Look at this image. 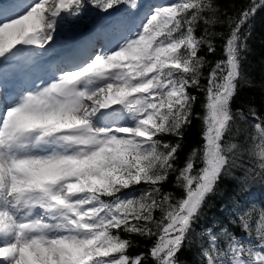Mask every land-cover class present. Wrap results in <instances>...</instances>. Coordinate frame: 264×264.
Instances as JSON below:
<instances>
[{"label":"snow or ice","instance_id":"obj_1","mask_svg":"<svg viewBox=\"0 0 264 264\" xmlns=\"http://www.w3.org/2000/svg\"><path fill=\"white\" fill-rule=\"evenodd\" d=\"M262 8L264 0H250L229 18L225 58L203 85L207 61L199 52L215 51L214 34L196 33L201 21L216 22L213 0L0 2V87H8L4 65L63 56L0 93V264H146L149 256L153 264H180L207 196L244 167L245 153L264 177V119L249 109L256 122L246 147L233 132L243 112L231 108L243 78V28ZM89 10L99 16L88 41L57 44L60 31L77 27ZM198 91L205 93L204 144L178 168ZM169 135L175 143L163 139ZM173 173L180 198L162 191ZM141 185L138 196L126 194ZM253 208L232 210L230 223L244 235L228 227L200 233L206 264H264V224L256 227L258 244L245 239ZM124 234L157 239L147 255L132 256Z\"/></svg>","mask_w":264,"mask_h":264},{"label":"trees","instance_id":"obj_2","mask_svg":"<svg viewBox=\"0 0 264 264\" xmlns=\"http://www.w3.org/2000/svg\"><path fill=\"white\" fill-rule=\"evenodd\" d=\"M216 8V15L213 19L216 21L211 25H205L200 22L197 29V35L205 34L207 27L214 35L210 37L215 48L214 52H209L205 45L199 52L207 63L201 68V84L207 85V77L218 60L224 59V44L230 33L229 18L237 17L239 12L246 8L250 0H213ZM94 10H89L87 16L77 25V27L69 30L64 27L60 34L67 38L76 36L79 32L87 30L90 25L95 22L99 16L98 10L96 18H89ZM250 25V26H249ZM243 33L246 37V48L241 51V68L243 78L238 82L236 94L232 100L231 108L233 112L237 109L242 110L244 119L237 116L236 125L233 128L236 139L245 143L246 147H251L253 141L251 136L254 134L253 125L255 118L250 114L249 109H254L261 119H264V8L259 9L255 16L245 25ZM197 101L193 106V119L190 125L184 128V136L180 141L182 147L176 161L177 167H182L194 148H201L204 144L202 133L204 131V123L202 117L205 109L202 105L205 103V93L198 91ZM239 128V132L236 129ZM247 138V139H246ZM166 142L175 143L176 138L173 136H164ZM196 167H201L199 163V155L196 158ZM244 167H235L231 169L230 174H226L216 186L213 193L209 194L203 204L200 217L190 233L189 240L185 242L183 249L178 253L180 264H206L202 256L201 241L207 246V238L201 237L200 233L206 228L219 230L221 227H228L234 230L237 235H244L238 224H231L233 219L232 210L235 206L240 205L242 208H248L254 205L251 220V235L245 236L246 240H251L258 244L256 238L257 224H264L260 220L262 206H264V177L255 175L260 169L256 166L258 161L254 156L247 153L242 157L241 161ZM247 168L254 171L251 175L246 173ZM178 173L170 175L167 182L162 185L163 192H172L177 198L183 196V189L176 186L175 176ZM145 186H133L130 190H125L126 194L139 195ZM159 216V213L156 214ZM124 239L133 241V247L128 251L132 256L140 253L148 254L149 249L156 242V236L151 238H143L136 234H124ZM223 243V242H222ZM146 264H153L149 256Z\"/></svg>","mask_w":264,"mask_h":264},{"label":"rangeland","instance_id":"obj_3","mask_svg":"<svg viewBox=\"0 0 264 264\" xmlns=\"http://www.w3.org/2000/svg\"><path fill=\"white\" fill-rule=\"evenodd\" d=\"M0 2H4V0H0ZM156 2L171 3L174 2V0H153V2L149 0V2L146 3V5ZM96 13L97 11L94 10L89 18H93V19L96 18L97 15ZM96 27H98V24H96L95 22L93 23V25L90 27L89 30L85 31L83 35L75 39L63 38L62 36L58 35L56 37L57 44L66 47H74L77 44L86 43L90 38V33H93ZM62 59H63L62 55L53 54L50 56H45L43 59L36 58L35 63L32 62L25 63V60L22 58L19 61H13L10 65H4V68L7 70L8 73V81H7L8 87L7 88L0 87V93L9 92L10 90L14 91V85L18 84L21 81V79L23 78L34 79L37 74H40L42 68L48 69L52 65L60 63Z\"/></svg>","mask_w":264,"mask_h":264},{"label":"bare ground","instance_id":"obj_4","mask_svg":"<svg viewBox=\"0 0 264 264\" xmlns=\"http://www.w3.org/2000/svg\"><path fill=\"white\" fill-rule=\"evenodd\" d=\"M151 2H153V0H150ZM149 2V0H146V3H148ZM10 91H12V90H10Z\"/></svg>","mask_w":264,"mask_h":264}]
</instances>
